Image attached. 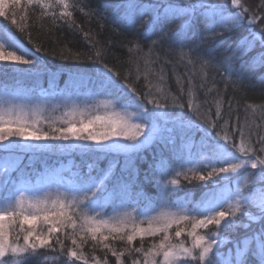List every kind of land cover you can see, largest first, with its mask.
I'll return each mask as SVG.
<instances>
[{
	"label": "trees",
	"instance_id": "1",
	"mask_svg": "<svg viewBox=\"0 0 264 264\" xmlns=\"http://www.w3.org/2000/svg\"><path fill=\"white\" fill-rule=\"evenodd\" d=\"M207 1L222 5L227 12L235 10L230 0ZM74 2L79 7L70 9L73 12L71 20L67 18L53 20L51 16L40 18L41 9L38 6L29 5L27 0H20L19 4L8 5L4 11L5 16L1 18L21 43L45 65V69L42 71L43 87H48L51 83L63 87L65 91H69L71 97L80 102L88 96L102 97L104 94H108L106 96L117 103H128L133 101V94L123 85L131 84L136 89L139 101L149 109L157 123L172 126L174 128L172 133L182 140H192L194 148L190 152H179L177 159L171 156L169 150L158 139L136 153L103 152L100 150L75 151L70 155L27 152L23 154L17 169L11 173L8 181L0 180V200L10 197L21 181H35L38 175H42L49 166L73 160V168L77 172V176L85 178L81 186L85 182H92L88 177L93 176L95 180L104 177L112 165H117L111 177L105 181L104 187L107 186L109 193L114 195V198L109 200L106 212L117 206L121 200H125V193H128L130 198L125 202L134 209L135 215H149L159 206L162 199L161 189L159 185L157 187V184L164 182L167 185L165 189L171 208H180L193 214L203 211L209 206H219L217 210H228V203L235 198L234 194L239 182L238 175H231V178L214 177V181L217 182H213V180L199 181L190 179L193 175L190 170L194 169L205 175L211 170V167L208 166V152L203 145L217 139L216 133L221 131L220 125L223 124L224 119H229L227 132L232 136L233 142L239 143V133L236 132V127L238 123L244 122L245 106L247 104H264V59L260 57V54L264 53V47L260 45L259 41L254 45L251 43L250 49L233 61L231 79H228L225 67L220 64V61L237 50L242 42L241 49L244 50V46L246 47L247 43L251 42L250 29L259 31L264 20L251 26L245 22L234 31H225L223 35H210L207 40L202 41L201 37L205 35L204 24L203 26L196 25L195 33H190L188 37L178 30L181 21L176 23L174 19L160 20L155 28L150 30L143 23L151 18L149 11L136 13L135 17L139 16L142 19L141 22L137 23L138 20H135V23L118 24L117 22L121 19V5L127 3V0H74ZM137 2L161 6L166 0H137ZM242 3L250 10L264 13V8L259 7L261 0H242ZM80 7L84 9L83 12L80 11ZM56 11L58 15L59 9ZM12 19H15L18 25L23 26L24 30L20 31L17 25H13ZM215 31L219 32L220 29ZM85 33L88 34L87 37ZM153 41L156 43L153 44ZM137 44L140 46V50L135 48ZM36 47L40 48L39 52L36 51ZM130 48L133 49L132 52H129ZM150 48L152 49L151 59L155 61L151 64V68L158 74L162 70L166 80V90L171 93V96L177 97L179 103L185 105L183 108L173 106L171 96L166 102L167 106L162 109H157L153 104L147 103L145 93L148 89L145 86L142 73L145 70L144 57ZM190 48L195 49L191 55L195 67L189 65L187 59L181 61L179 57L181 49L188 52ZM97 50L101 52L99 61L95 59ZM70 53H79L80 58H66ZM27 57L32 58L30 55ZM201 57L212 59L211 66L206 70L207 83L203 88L199 87L202 82L199 72ZM255 60H259L260 64L259 61L258 64H255ZM103 64H107L119 73L118 77H113L119 81L118 86L101 85L100 70L103 68ZM137 65H139L141 73L139 80H137ZM15 71L19 70L0 69V87H2L1 82L6 79L9 82H3V85L5 83L12 84L10 80L16 78ZM23 72L20 75L22 78L19 80L18 86L24 85V89L21 90L20 87L16 88L13 85L11 89H18L25 94L38 97L39 90L36 88L39 86L37 83L40 81V72L30 74L26 71ZM193 72H195V75L192 76V83L195 85L193 102L200 104L202 108L209 109V114L214 120L216 107L213 101L218 94L222 97L223 119L217 121L215 129L209 128L199 116L193 114L187 107L189 99L188 74ZM177 77L183 82V94L181 86L177 83ZM157 78L155 75L149 76L153 83ZM213 84L215 88L208 92L207 89ZM152 98L161 100L160 93H157L155 88L152 89ZM161 102L165 101L161 100ZM260 122L258 109L255 123L259 124ZM176 125L178 128L184 129V135L179 134ZM257 132L264 134V129H258ZM253 139L255 140V137ZM256 146L259 147V145ZM178 150L181 149L178 147ZM4 155L5 152L0 151V160ZM213 164L220 166L216 165L215 161ZM192 165L193 169H191ZM90 166H96V168L89 175L86 172ZM177 172L186 173L189 179L186 180L184 175H181L180 183L175 186L169 181L175 178ZM246 172L258 173L259 168H248ZM156 175L161 180L160 182L156 179ZM259 187V184L250 186L248 191L258 190ZM215 193H221V195L216 198ZM245 211L258 219L238 213L235 225L222 224L219 256L213 255L212 258L211 255L212 264H235L236 245L239 241H243V248L246 252L245 264H260L258 249L260 237L264 235V219H259V210L253 205L246 206ZM213 227L210 226V230ZM189 229L186 228V231ZM175 230L176 228L172 230L173 234ZM206 231L203 230L201 234H205ZM246 237L248 239H245ZM60 238L64 240V254H61L59 246L53 239L54 250H39V256L45 258L44 264H66V252L71 244L70 240L65 239L62 235ZM159 239V236L146 237L143 240L144 249L147 250L153 241ZM181 239L190 243L186 235H182ZM109 243L113 242L109 241ZM114 243L116 245L113 244V247L118 251L126 246L120 241ZM140 245L141 241L138 238L133 246L139 247ZM85 248L84 252L89 257V264H92L93 255L100 258L101 261L107 258L108 264H116V258L110 252L102 250L100 246L93 248L91 241ZM106 252L107 256L105 257ZM132 258L140 259L143 264V257L139 253H134L133 257L126 255L122 259L124 264H131ZM28 264H37V261L30 260ZM77 264H81V262H77Z\"/></svg>",
	"mask_w": 264,
	"mask_h": 264
},
{
	"label": "snow or ice",
	"instance_id": "2",
	"mask_svg": "<svg viewBox=\"0 0 264 264\" xmlns=\"http://www.w3.org/2000/svg\"><path fill=\"white\" fill-rule=\"evenodd\" d=\"M6 0H0V16H5L3 5ZM13 4H19L20 0H12ZM29 5L38 6L41 9L40 18L51 16L53 20L65 19L71 20L73 12L70 9L79 7L74 0H27ZM187 5L186 14L195 15L197 10H201V15L205 21V35L201 37L202 41L207 40L210 35H223L225 31H234L242 24L247 22L250 26L264 20V13H258L255 10H250L242 0H230L234 6V11L226 12L220 4L207 3L206 0H183ZM124 9L123 19L121 22L135 23V15L137 12L146 13L147 9L139 4L137 0H127V3L121 5ZM260 8H264V0H261ZM171 12V18H175L176 12L173 6H168ZM56 9H59L57 15ZM80 11H84L80 7ZM165 18H169V14H164ZM161 20V13L156 12L149 20L144 21L147 27L151 30ZM13 25H17L20 31L24 27L17 24L15 19L11 20ZM190 20L183 21L180 29L187 34L190 29ZM219 27L220 31L215 30ZM10 29L5 26V32ZM251 43L254 45L259 41L264 47V24H261L259 31L250 29ZM87 37L88 34L85 33ZM156 42L153 41V44ZM16 45V40L9 37L7 40H0V62H12L18 65L34 66L36 61L31 58H26L30 53L23 51L22 54H17V51L9 50ZM18 47V45H17ZM137 50L140 46L135 45ZM39 52L40 48L36 47ZM133 49L130 48L129 52ZM194 48H190L188 52L181 49L179 57L181 61L187 59L189 65L195 67V62L191 58ZM152 49L145 54L144 65L145 70L142 73L145 80V86L148 91L145 93L147 103L153 104L155 108L162 109L167 106V100L171 96L165 88V76L158 74L151 68L154 63L151 59ZM239 50L232 52L230 56L220 61L221 66L225 67L228 79H231L232 63L238 58ZM261 59H264V53L260 54ZM66 58L79 59L80 54H71ZM91 59V57H89ZM95 59H101L100 50L96 51ZM211 58L201 57L199 60V72L201 74V84L203 88L207 83V68L211 66ZM140 69L137 65V80L140 78ZM150 75L157 76V80L153 83ZM195 72L188 74L189 99L187 107L193 114L199 116L204 123L215 129L217 121L223 119L222 116V97L217 96L213 103L216 107L215 120L209 114L210 110L202 108L200 104L193 102V89L195 85L192 83V76ZM101 85L116 87L119 81L113 79L118 77L119 73L115 72L107 64H103L100 70ZM177 83L181 86L183 94V82L177 77ZM125 89L133 94V101L137 112L122 113L113 111L108 115H95L87 121L81 119L79 127L71 121H65L66 127L55 128L51 133L43 131L36 125L38 121H29L27 114L16 112L12 109H0V143L9 141L12 143L11 137H19L23 140L47 141V140H83L94 141L98 145H102L106 150L119 149L121 147H129L121 145V139L125 141H133L143 143L140 137L148 139L146 128L150 129L149 120L151 114L148 108L139 101L136 89L131 84L125 83ZM155 88L157 93H160L161 100L152 98V89ZM215 88H208L211 92ZM173 106L183 108L185 105L179 103V99L171 96ZM207 103V102H205ZM107 106V105H105ZM231 108V105H229ZM259 109L260 123H255L257 110ZM245 119L242 124L238 123L236 132L239 133V143L232 140V136L227 132L229 119H224L221 131L216 133L217 139L214 142H209L203 147L208 152V166L211 170L207 174H202L196 170H190L193 175L190 179L199 181H211L214 177H219L224 174V177L231 178L230 174H237L239 182L236 186L235 198L228 203V210H217L219 206H209L203 211L193 214L187 210L176 213L167 210H162L159 214L152 217H147L146 220H137L131 214L123 216H107L105 217L100 212L95 211L96 199L98 193L103 190L104 181L107 177L100 178L98 181L91 183L85 182L80 188L76 189V194L57 195L51 199H35L20 191L7 199L0 200V264H28L30 260H36L37 264H44V259L39 256L40 249H53L52 241L55 239L59 246L60 252L64 254V240L60 238L62 235L65 239L70 240L71 247H68L66 252V264H89V257L85 254L84 248L88 244L89 239L92 242V247L100 246L102 250H107L113 257L116 258V264H124L123 257L126 255L133 257L134 253H139L143 257V264H212L211 255L219 253L220 228L222 224L235 225L237 222V214L243 213L245 216H250L252 219H258L253 214L245 211L246 206H255L260 213L259 219H264V134H259L258 129H264V104L254 105L247 104L245 106ZM135 115L138 121L134 122L132 116ZM250 117L252 118L250 120ZM238 119V118H237ZM101 124L104 127L103 131H97L93 126ZM255 137V140L253 139ZM222 141V142H221ZM256 145H259L257 147ZM259 153V154H258ZM213 161L216 162L215 166ZM257 169L258 173H248L246 169ZM184 175L187 180L189 177L186 173L177 172L175 178L169 183L178 185L179 177ZM259 184L258 190L248 191L250 186ZM247 193V194H246ZM95 213V214H92ZM43 222L44 227L37 228L38 222ZM146 224V226H144ZM181 225H190V229L186 231ZM27 226V227H25ZM173 226L176 230L173 234ZM210 226H214L210 230ZM19 232L16 234V239H10L12 232L16 228ZM200 229L207 230L205 234H201ZM20 233H23V244L19 243ZM60 234V235H57ZM182 235H186L190 243H186L181 239ZM158 241H153L151 246L145 250L143 240L146 237H157ZM140 239L141 245L134 247V242ZM245 239H248L247 237ZM120 241L126 246L119 251L113 247L112 243ZM107 252L105 257L107 256ZM258 253L260 256V264H264V235L260 237ZM246 252L243 248V241L237 242L235 251V264H245L244 256ZM92 264H108L107 258L103 261L95 255L92 256ZM131 264H141L138 258H132Z\"/></svg>",
	"mask_w": 264,
	"mask_h": 264
},
{
	"label": "rangeland",
	"instance_id": "3",
	"mask_svg": "<svg viewBox=\"0 0 264 264\" xmlns=\"http://www.w3.org/2000/svg\"><path fill=\"white\" fill-rule=\"evenodd\" d=\"M12 3H13L12 0H6V2L3 5L4 11L6 7ZM207 3H211V2H208L206 0V4ZM141 5H143L144 9H147V11H149L151 17L154 16L156 12H160L161 20L174 19L176 23H178V21H181L179 22V29L183 21L190 20L191 24H190V29L186 34L187 37L190 35V33L192 34L195 33L196 25L203 26L204 24L205 26V21L203 19V16L201 15V10H197L195 15H192L191 13L186 14L187 5L183 2V0H174V1L166 0V2L163 3L161 6L160 5L158 6L156 4H141ZM169 5H172L173 10L176 12L175 18H171V12L169 11L168 8ZM120 13H121L120 14L121 19L117 23L120 25H124L125 22H121L124 13L123 8ZM165 13L169 14V18L164 17ZM1 18H3V16H0V40H7L9 37L14 38L16 40V45H14L9 50L17 51L18 55L22 54L23 51H28L30 53V56L32 57L31 59H34L36 63L34 66H28V65L13 64L12 62H6V61L0 62V69L4 70L7 68H11L12 71L19 70V71H15L16 78L10 80L12 84L5 83L3 85V82H9L7 79L1 82L2 87H0V109H5V110L12 109L16 112L26 113L29 121H38L36 126L42 129L43 131L49 133H51L52 130L55 128L66 127L67 124L65 123V121H71L75 123L77 127H79L80 126L79 121L81 119L87 121L88 119L94 117L95 115L104 116L112 113L113 111L129 113V114L137 112V108L135 107L134 101H130L128 103H117V101L113 100L109 96L107 97L106 95L108 94H104L102 97H99L97 95L88 96L85 99H83L82 102H80L77 101L75 98L71 97L69 91L68 90L65 91V88L63 87H60L58 85H53L52 83L48 87H43L44 85H43L42 71L45 69V65L41 61L37 60V57L34 56L21 43V41L17 38L16 35H14L11 31H8L7 33L5 32L6 25ZM135 20H138L137 21L138 23L141 22L142 19L138 16L135 17ZM218 29L219 27H217L216 30ZM180 32L182 34H185L183 30H180ZM242 43L239 45L238 48V50H240L238 54V58L243 56L245 51L250 49V47L252 46L251 42H248L246 47L244 46V50H242L241 49ZM258 61L259 60H255V64H258ZM23 71H26L29 74L40 72V81H38L37 83V85L39 86L36 88V90H39L38 97L30 96L21 91H18V89H11L12 85L16 88L20 87L21 90L24 89V85L18 86V82L22 78L20 75L24 73ZM132 120L134 122H142V121H138L135 115L132 116ZM148 123L150 125V129L146 128L145 130L148 136L147 140H145V137L143 136L140 137V140L144 141L143 143L125 141L121 139L120 141L121 145H128L129 147H121L118 150L117 149L106 150L103 148L102 145H98L94 141H83V140H75V139L33 141V140H23L19 137H11L10 140L12 143L10 144V146L5 147L6 145H9V141H4L3 143H0V151L5 152V155L0 160V180L3 182L8 181V178L10 177L11 173L17 169V165L20 159L23 157V154L27 152L28 153L39 152L42 154L63 153L70 155L71 152H75V151L100 150L103 152H119V153L135 152L136 153L145 149L154 140L158 139V141L161 142L163 146H165L169 150L171 156L174 159H177L179 152H190L194 148V144L192 143V140L191 141L190 140L187 141L184 139L182 140L179 138V136L174 135L172 133L174 129L172 126L159 124L152 116ZM93 127L97 131L104 130V127L101 124H96ZM177 131L179 132L180 135H184L183 132L184 129H182L181 127H179ZM176 144L177 147H175ZM178 147L181 150H178ZM14 151L15 153H13ZM116 167L117 165L115 164L109 168L105 181L111 177L112 172H114ZM89 168L90 169L86 172V174L91 173V171L94 168H96V166H90ZM191 169H193V165L191 166ZM40 175H38L35 181L34 180L21 181L17 185L16 190L13 191L12 195L18 194L20 191H23L25 192L26 195L30 197L43 200V199L55 198L57 195L76 194V189L80 188L83 180L85 179L82 176L79 177L77 176V172L73 168V160H69L67 162H58L54 166L51 167L49 166L48 168H46L45 172H43L41 176ZM230 175H234V174H230ZM223 176L224 174H221V177ZM88 179H90L92 182L99 180V179L95 180L93 176L88 177ZM156 179H158L159 182L161 181L157 177V175H156ZM214 180L215 178L213 179V182H217ZM105 181H104V186L106 185ZM158 185L159 188L161 189L160 193L162 195V199L160 201L159 206L155 210H153L149 215H135L134 209L130 208L128 204L125 202L128 198H130L128 193H125V200H121L117 206L110 208L109 212H106L109 200L114 198V195L109 193L107 186L106 187L103 186V190L98 193V197L94 198L96 199V205L94 206L95 211L100 212L105 217L107 216L118 217V216H123L124 214L127 213L135 216L137 220H146L147 217L156 216L162 210H167L176 213L185 211V210H181L180 208H175V207L171 208L170 205L168 204L169 197L165 189V186H167L166 183L165 182L162 184L158 183L157 187ZM100 195L101 197H99ZM220 195L221 193H215L214 196H216L217 198ZM144 226H146V224ZM181 226L185 228H190V225H181ZM41 227H44L42 221L38 222L37 224L38 230ZM175 228L176 226H173V229ZM203 230L204 229H200L198 231L203 233ZM18 232H19V228L17 227L15 231L12 232L10 239L15 240L16 234ZM89 241L91 240L89 239ZM19 243L23 244V233H20ZM112 244L116 245L115 243ZM86 248H84V251L86 250ZM213 255L219 256L215 252L212 254V258Z\"/></svg>",
	"mask_w": 264,
	"mask_h": 264
}]
</instances>
